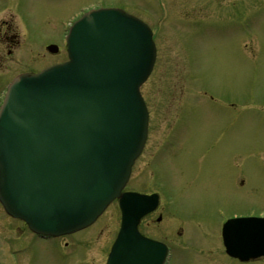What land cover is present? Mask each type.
I'll use <instances>...</instances> for the list:
<instances>
[{
    "label": "rangeland",
    "instance_id": "rangeland-1",
    "mask_svg": "<svg viewBox=\"0 0 264 264\" xmlns=\"http://www.w3.org/2000/svg\"><path fill=\"white\" fill-rule=\"evenodd\" d=\"M165 1L168 2L166 15H160L158 5L163 2L156 0H0V25L12 12L27 13L12 15L19 34L12 47L0 50L3 58L0 72L4 75L0 83L20 69L40 68L64 58L63 54H42L43 44L60 38L63 22L81 7L113 4L139 13L149 24L155 21L160 26L154 34L156 62L141 86L150 108L151 134L144 153L133 165L129 185L154 189L147 184L153 179L148 178L145 161L157 138L162 137L164 130L158 124L164 129L176 123L178 99L199 91L192 86L189 92L185 87L184 66H189L186 75L192 79L193 74L197 79L193 80L205 84L208 92L227 98L229 113L206 111L207 105L210 109L221 105L198 101L203 97L197 95L195 106L190 104L183 112L189 119L186 118L180 146L175 140L174 147L178 145V150L158 163L156 179L164 181L171 191L170 195H164L171 198L162 201L163 207L158 212L163 217L159 225L168 232L167 237L174 245L169 256L171 263L264 264V257L237 263L222 252L214 230L218 214L212 211L216 205L227 208L226 214L242 206H264V0H205L208 4L204 0ZM140 5L149 8L153 15H143L142 9L136 8ZM188 6H193V16H205L208 21L220 16L250 15L235 22H248L251 26L239 28L235 23L223 26L217 20L215 25L202 24L200 28L183 15H176L185 8L189 11ZM231 117L234 119L230 120ZM114 205L95 228L71 236L75 246L78 249L81 246L84 256L96 262L104 258L116 230ZM195 212L198 218L188 216ZM2 225L7 224L0 218V228ZM140 227L153 234L152 226H145L144 221ZM176 231L180 232L179 237ZM11 238L12 235L3 234L0 240L11 242ZM43 245L36 238L31 259H23L20 264H55L54 258L60 259L58 248L53 242L51 248ZM76 252L74 257L69 256L70 260L82 264L77 259L81 250Z\"/></svg>",
    "mask_w": 264,
    "mask_h": 264
},
{
    "label": "water",
    "instance_id": "water-1",
    "mask_svg": "<svg viewBox=\"0 0 264 264\" xmlns=\"http://www.w3.org/2000/svg\"><path fill=\"white\" fill-rule=\"evenodd\" d=\"M67 52L18 76L0 108V197L39 232L79 227L117 196L145 129L138 87L154 59L145 24L120 9L89 10L70 26ZM130 201L121 196L116 247L134 229Z\"/></svg>",
    "mask_w": 264,
    "mask_h": 264
},
{
    "label": "flooded vegetation",
    "instance_id": "flooded-vegetation-1",
    "mask_svg": "<svg viewBox=\"0 0 264 264\" xmlns=\"http://www.w3.org/2000/svg\"><path fill=\"white\" fill-rule=\"evenodd\" d=\"M209 1V0H208ZM205 2V4H208V2H206L205 0L203 1ZM203 6V5H202ZM189 8V6H188ZM193 6L189 8V11L185 12V14L190 13L192 15V10ZM200 20L203 21V23H206L208 21V17L205 16H201L199 18ZM234 19V18H233ZM15 32V29H13L11 27V24L7 23L5 20L2 21L1 25H0V50L3 49H7V47H12L15 43H16V32L15 34H13ZM15 37V38H14ZM1 60L3 58H0ZM195 88H197V86H195ZM195 95V93L193 94ZM220 98V100H222L224 102V104L220 107L217 108H207L209 105H207L205 107V110H214L220 114H225L227 113L228 109H227V98L224 99V97H218ZM209 99L213 100V96L209 95ZM197 99L195 98H190V104L195 106V101ZM217 207H221V205H216L214 208ZM223 207V205H222ZM158 212H161V207H159L158 209H156V211L154 213L148 214L146 216V218L143 220L144 223L146 225H148L149 227L152 226V228H157V232H158V237H162V238H167V240H169V237H167L168 232L166 230H164V228H160L159 227V222L154 223L153 220L155 218V216H153L152 214H157L159 215ZM0 218H2L4 220V222L7 224L2 225V227L0 228V237L1 235L6 234L8 235H12V241H7V242H1L0 240V264H20L21 261L23 259H31V255H32V247L33 244L36 240V238L38 240H40L42 242L43 247H50L52 245V242L55 246V248L57 247L58 250V255L60 257V259H56L54 258V263L55 264H80V263H76V262H72L70 260L71 257L69 256H75L76 249L79 251V249L81 250V254L77 259H80L83 263L82 264H106L105 263V255L104 258H101L98 262H96L94 259L89 258L90 256H84L85 253L84 251L80 248L78 249L77 245L75 246L74 242L71 236H73V234L71 235H64V236H59V237H43V236H36L34 235V233L30 232L27 227L20 221L15 220V219H11L8 216H4L2 213H0ZM99 221H97L95 224H97ZM95 224L87 227L86 229L84 228L83 230L79 231V232H86L88 230H91L95 227H93ZM157 225V226H155ZM78 234V232L76 233ZM75 235V233H74ZM178 236V235H177ZM177 236H175L177 238ZM179 237V236H178ZM77 240H79V238H77ZM169 241H172L171 239ZM170 244V242H169ZM171 245V244H170ZM172 246V245H171ZM174 246V245H173ZM5 253L3 254L2 251L5 250ZM172 252H170V257H171ZM168 259V263L167 264H177V263H171V259ZM80 261V262H81Z\"/></svg>",
    "mask_w": 264,
    "mask_h": 264
}]
</instances>
